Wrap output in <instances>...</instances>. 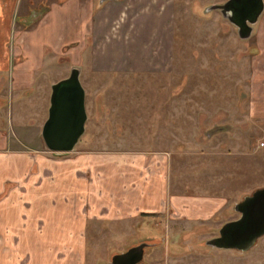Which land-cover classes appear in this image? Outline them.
I'll return each mask as SVG.
<instances>
[{
	"label": "rangeland",
	"instance_id": "374dc122",
	"mask_svg": "<svg viewBox=\"0 0 264 264\" xmlns=\"http://www.w3.org/2000/svg\"><path fill=\"white\" fill-rule=\"evenodd\" d=\"M52 1L18 0V13ZM225 1H154L172 28L165 66L126 72L76 67L87 118L75 150H164L179 191L225 198L220 214L207 221H171L167 209L124 225H90L84 264H111L114 253L146 241L153 243L144 248L145 264H264V235L246 251L206 244L222 223L239 216L234 204L244 194L264 187V0L245 38L218 8L209 9ZM59 63L47 56L26 92L0 85V125L29 146L47 150L41 127L51 83L70 73L67 59Z\"/></svg>",
	"mask_w": 264,
	"mask_h": 264
},
{
	"label": "crops",
	"instance_id": "0c3cea01",
	"mask_svg": "<svg viewBox=\"0 0 264 264\" xmlns=\"http://www.w3.org/2000/svg\"><path fill=\"white\" fill-rule=\"evenodd\" d=\"M154 1L56 0L19 21L18 0H0V85L31 89L47 56L54 65L67 59L69 70L165 66L172 28ZM171 163L164 150L53 153L0 125V264H84L87 230L97 223L124 225L167 209L171 221L219 215L225 198L182 193Z\"/></svg>",
	"mask_w": 264,
	"mask_h": 264
},
{
	"label": "water",
	"instance_id": "95a60500",
	"mask_svg": "<svg viewBox=\"0 0 264 264\" xmlns=\"http://www.w3.org/2000/svg\"><path fill=\"white\" fill-rule=\"evenodd\" d=\"M215 8L237 25L239 36L245 38L250 35L252 24L263 9V0H226L209 6V9ZM78 75V69L73 67L67 77L51 85L48 115L41 128L42 139L49 151H71L84 132L87 118L85 90ZM235 206L240 217L224 223L220 235L207 239L206 244L246 251L264 234V187L254 190ZM145 245L146 242H140L114 253L111 264H145L142 260Z\"/></svg>",
	"mask_w": 264,
	"mask_h": 264
},
{
	"label": "flooded vegetation",
	"instance_id": "af4514ba",
	"mask_svg": "<svg viewBox=\"0 0 264 264\" xmlns=\"http://www.w3.org/2000/svg\"><path fill=\"white\" fill-rule=\"evenodd\" d=\"M44 9H45V8H42V7H41V10H40V9H37V10H33V9H30V10H29V9H28L27 13L24 14V15H26L25 18H24V15H17V20H19V21H29V20H31L33 17L37 16L38 13L42 12ZM219 10H220V9H219ZM31 12H32V13H31ZM250 34H251V33H250ZM247 37H248V36H247ZM241 38H242V37H241ZM252 193H253V192H251L250 194H244V195L242 196V198H241L237 203L241 202L246 196L252 195ZM237 203L234 204V209L239 213V216L236 217V218H233V219L227 220V221H225L224 223H226V222H230V221H234V220H236V219H238V218L240 217L241 213H240L239 210H237V208H236V206H235ZM224 223H222V224L219 226V228H218V234H217V235H214L213 237H216V236H219V235H220V229H221V227L223 226ZM263 235H264V234H263ZM263 235H261V236H263ZM261 236H260V237H261ZM258 238H259V237H258ZM258 238L256 239L255 243L257 242ZM224 240H225V239H224ZM151 243H153V242L146 241V245H145V247L148 246V245H150ZM137 244H138V243H137ZM134 245H136V244H134ZM129 247H130V246H129ZM145 247H144V248H145ZM249 249H250V248H249Z\"/></svg>",
	"mask_w": 264,
	"mask_h": 264
},
{
	"label": "trees",
	"instance_id": "16d2710c",
	"mask_svg": "<svg viewBox=\"0 0 264 264\" xmlns=\"http://www.w3.org/2000/svg\"><path fill=\"white\" fill-rule=\"evenodd\" d=\"M53 153H56V152H53ZM62 154V153H61Z\"/></svg>",
	"mask_w": 264,
	"mask_h": 264
}]
</instances>
